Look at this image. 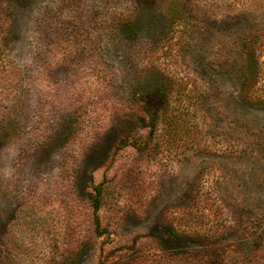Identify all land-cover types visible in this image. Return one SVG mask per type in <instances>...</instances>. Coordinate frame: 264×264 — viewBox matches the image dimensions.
Listing matches in <instances>:
<instances>
[{
  "label": "rangeland",
  "instance_id": "374dc122",
  "mask_svg": "<svg viewBox=\"0 0 264 264\" xmlns=\"http://www.w3.org/2000/svg\"><path fill=\"white\" fill-rule=\"evenodd\" d=\"M1 119L0 264H264V0H0Z\"/></svg>",
  "mask_w": 264,
  "mask_h": 264
},
{
  "label": "trees",
  "instance_id": "16d2710c",
  "mask_svg": "<svg viewBox=\"0 0 264 264\" xmlns=\"http://www.w3.org/2000/svg\"><path fill=\"white\" fill-rule=\"evenodd\" d=\"M148 1H152V0H148ZM173 16L174 17L172 19L173 20L172 24L176 23L177 21L183 20L184 14L177 13V14H174ZM8 26L9 25L5 23L4 29L8 30L9 29ZM114 34H116V29L114 31ZM43 62H46L45 58H43ZM255 73H257L256 60L254 58V55L251 53V51L246 50V53H245L246 77L250 79L251 76L254 75ZM18 81L19 80H18V76L16 72H14L13 74L5 75L3 78V87L6 86L7 88H9L8 92H10V90L14 91L15 87H12V86H14L16 82ZM132 96H133V99H131L130 101H125L122 107H119V108L116 106L114 107V121L115 122L118 121L121 125L120 135L126 134L125 138L127 140H130L133 137V136L131 137L130 131L133 130L135 127L132 124L134 122H138L139 119H141L146 124V127H147V124H150L147 128L150 129L149 136L152 139L155 136V134L158 132V127H159V122H160L159 120L161 116V107H158V105L156 104L149 103L148 99L145 96H143L140 92H135ZM107 116L108 115L104 116V120L100 123L103 128H105L106 125L108 126L111 122L112 116L111 115H109V117ZM106 118H108L107 121H106ZM14 127L15 126L11 122H6L3 119L0 120V143L3 142V140L5 139V136L7 137L8 133L9 135L11 134L12 132L11 128H14ZM70 136H72V134H68L67 138H70ZM119 139H117V142L119 141ZM92 179L91 181H93ZM105 180H107V175H104V181ZM104 184H105L104 182H101L100 184L94 186L93 188L94 196L92 200H93V209H94L95 214H98V212L101 210V207H102ZM100 228H101V225L98 226V232H99V235L101 236L103 235L102 233L103 230H101ZM210 233L212 232L210 231ZM216 234L217 233L213 231L211 237H216L215 236ZM171 236L176 239H181L184 242V241L195 239V237H197V239H200L201 237H203V233L198 232L197 235L195 233L193 234L179 233L178 231L173 229L171 232ZM208 236H210V234H208ZM260 246L264 248V240H262V243L258 245V249L261 248ZM214 257L216 256L211 255V254L209 255L207 254L206 256H203L201 254L199 255V259L197 260L195 259L193 261V264H221L222 260H220V258L216 259ZM196 258H197V254H196ZM247 264H258V262L256 260L255 261L249 260Z\"/></svg>",
  "mask_w": 264,
  "mask_h": 264
}]
</instances>
